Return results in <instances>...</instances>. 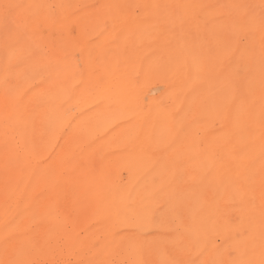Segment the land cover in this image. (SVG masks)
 <instances>
[{
  "label": "bare ground",
  "instance_id": "1",
  "mask_svg": "<svg viewBox=\"0 0 264 264\" xmlns=\"http://www.w3.org/2000/svg\"><path fill=\"white\" fill-rule=\"evenodd\" d=\"M37 2L39 0H0V77L11 70L7 61L9 47L28 42L30 33L23 24L33 19L31 5ZM66 2L73 7L47 21L45 36L58 35L63 30L78 35L81 18L91 21L90 14L95 6L106 0ZM161 2L196 5L197 21L164 30L159 39L151 42L145 40L138 46L129 44L124 55L118 54L115 48L109 50L108 42L116 37L103 33L93 34L79 45L56 49V59L64 61L59 85L66 86L77 73L82 80L96 81V86L87 92L77 88L75 99H45L43 106L38 108H21V119L6 126L5 118L13 113L5 108L4 92L0 88V235L6 226L18 227L21 235L29 232L40 238L50 235V246L38 259L87 260L90 256L88 244L92 239L108 230L120 235L133 230L120 224L115 209L127 187L152 179V164L145 154L149 149L144 144L143 131L155 134L166 126L169 129L166 138H172L173 143L179 145L180 163L191 166L188 168L191 171L202 158V154L191 153L194 147L212 142L213 137L228 127L231 111L227 114L220 110L216 87L234 70L239 58L238 54L228 57L218 51L217 40L222 45L232 44L234 37L227 26L238 19L237 15L225 11L228 0ZM253 10L258 14V5L254 4ZM219 25H225V30L217 31ZM256 36L258 67L259 33ZM248 39L247 35L242 36L240 46ZM74 47L92 49L93 69L87 67V55L73 51ZM194 57L199 62L198 72L193 68ZM145 73L147 77L137 83ZM9 87L15 91L23 89L20 99L26 102L24 97L31 89L43 90L46 81L37 79L30 88H25L22 79H10ZM238 87L243 92L244 85ZM194 97L197 98L195 106L192 105ZM137 100L140 106L135 111L130 110ZM259 104L257 93L254 106ZM34 109L38 117L32 121L29 117ZM132 123L141 127L140 136L135 140L129 133ZM165 151L167 149L161 148L152 155L160 156ZM237 163L223 156L218 160L222 170L235 169ZM126 165L134 166V170L130 172ZM42 166H46L58 181L52 199L57 201L59 213L41 219L33 232L32 205L36 194L31 192L30 177ZM8 185L16 186L10 199L5 194ZM196 196V193L191 194L188 208L198 205ZM256 197V206L249 216L256 226L255 242L259 244V190ZM6 199L9 201L7 211ZM233 207L241 205L237 203ZM182 214L183 227L163 229L154 222H145L142 238L149 241L172 239L190 223L187 211ZM78 238L83 247L78 254L69 255L67 248ZM214 239V246L219 250L226 247L231 238ZM206 253V249L198 251L189 246L182 249L179 258L188 260L189 264H201Z\"/></svg>",
  "mask_w": 264,
  "mask_h": 264
},
{
  "label": "snow or ice",
  "instance_id": "2",
  "mask_svg": "<svg viewBox=\"0 0 264 264\" xmlns=\"http://www.w3.org/2000/svg\"><path fill=\"white\" fill-rule=\"evenodd\" d=\"M258 5L259 13L253 10ZM33 9L30 21L23 27L29 30L25 45L9 47L7 61L11 69L0 77V88L5 97V108L13 115L5 118L8 126L13 120L19 121L23 115L21 108L43 106L45 99L68 101L76 98L77 88L87 92L96 86V81L82 80L80 74L72 76L71 81L62 86L58 84L63 71L64 61L56 59L57 48L79 45L96 33L107 37H116L108 42L109 50L115 48L120 55L126 54L127 46H138L145 40L159 39L164 30L197 21V6L194 4H173L152 0H106L95 6L87 17L81 18L78 35L66 30L58 35L49 33L47 21L58 14L62 15L73 5L66 0H39L31 5ZM227 13H235L236 21L227 26L234 40L231 45H222L217 40V50L231 57L238 54L239 62L234 70L216 87L219 95V108L231 118L228 127L212 142L201 147L197 144L191 151L202 154L199 162L192 167L182 166L179 145L172 138H166L169 129L161 127L155 134L143 131V141L152 164V179L139 185L127 187L115 209L120 224L133 230L125 235L106 231L88 244L90 256L87 260L74 261L61 259L48 261L38 259L50 246L51 236L43 238L32 232L21 235L18 227L6 226L0 235V264H189L180 259L179 253L189 246L196 250H207L201 264H264V0H228L224 5ZM225 25H219L217 31H224ZM259 33V66H256L257 36ZM249 37L247 43L240 46L242 36ZM216 39V37H214ZM124 49V52H121ZM73 51L86 54L88 69H93L92 49L74 47ZM193 68L199 71V62L194 57ZM147 77L137 79L142 83ZM10 79H22L25 88L37 80L46 81V87L31 91L20 97L23 89L15 91L9 87ZM244 85L243 92L239 85ZM259 93L260 104L255 107ZM194 97L192 105L195 106ZM140 106L137 100L130 110ZM147 106H150L147 104ZM120 113H117L119 116ZM38 111L30 113L29 119L35 121ZM130 138L140 136L141 127L137 123L129 125ZM7 143V142H6ZM161 148L167 149L160 156H153ZM237 161L235 169L222 170L218 164L220 157ZM131 172L134 166L126 165ZM30 189L35 193L32 205V217L35 231L41 219L58 215L59 206L52 199L58 181L51 176L46 166L35 170L30 177ZM259 190V244L255 242L257 229L251 222L249 213L256 206V192ZM16 191V186L5 188L7 197ZM196 193L198 205L188 208L187 201ZM211 193V195H209ZM239 203L241 207L233 205ZM9 201L5 200L8 210ZM187 211L190 223L184 230L178 231L172 239L144 240L141 236L143 224L154 222L163 229L183 227L182 211ZM239 212L240 215H234ZM230 237L223 249H216L214 238ZM69 242L71 237L68 238ZM83 244L78 238L67 248L69 255L78 254ZM155 257V259H153Z\"/></svg>",
  "mask_w": 264,
  "mask_h": 264
}]
</instances>
